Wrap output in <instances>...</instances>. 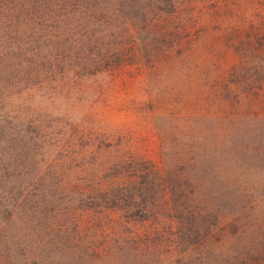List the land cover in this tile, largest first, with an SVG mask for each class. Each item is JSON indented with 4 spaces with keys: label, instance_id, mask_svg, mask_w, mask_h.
<instances>
[{
    "label": "rangeland",
    "instance_id": "rangeland-1",
    "mask_svg": "<svg viewBox=\"0 0 264 264\" xmlns=\"http://www.w3.org/2000/svg\"><path fill=\"white\" fill-rule=\"evenodd\" d=\"M154 1L87 0L52 22L56 38L16 21L0 31V264H264V61L237 63L225 46L196 71L159 60L164 47L139 29ZM202 1L207 25L260 46L264 0ZM47 53L64 60L48 65ZM62 128L157 168L143 234L130 240L120 210L84 200L81 176L7 167Z\"/></svg>",
    "mask_w": 264,
    "mask_h": 264
},
{
    "label": "trees",
    "instance_id": "trees-1",
    "mask_svg": "<svg viewBox=\"0 0 264 264\" xmlns=\"http://www.w3.org/2000/svg\"><path fill=\"white\" fill-rule=\"evenodd\" d=\"M14 1L0 0V31L8 30L10 23L16 21L17 30L27 31L26 28H30L34 32H39L42 29L45 30L44 37L54 38L60 32L57 30L54 34L48 35L53 26L52 22L60 20L62 23L72 7L82 13L85 4L89 3L87 0H53L54 3L49 5L48 0H17L18 4ZM205 3L206 1L202 0L201 3L197 0H155L146 6L145 12L149 17L140 20L142 24L139 29L146 33V37L149 38L150 35L154 37L155 49L161 50L164 47L160 53L162 58L159 60L170 59L176 68H183L186 72L196 71L203 52H212L219 46H225L223 49L233 53V60L237 63L245 64L244 61L248 58L264 61V38L259 47L253 48L250 38L240 32L235 25L221 29L219 19L207 25ZM92 6L95 5L89 7ZM214 6H218L217 1ZM54 12H58L60 17H54ZM79 20L80 17H77V22ZM124 22L127 25L124 27L126 28L124 34L133 37L130 23ZM252 34L251 39L262 35L258 32ZM63 36H67L65 44L68 47L77 42L72 39L74 35L70 31L68 33L65 31ZM148 44L146 41L145 47ZM253 44L255 45V41ZM57 54L45 55L48 65L64 60H59L61 56ZM97 57L103 58L102 55L95 54L90 62H94ZM37 135L33 137L36 152H31L29 157L23 156V159L9 161L6 165L11 171L24 173L26 170L29 174L49 172L65 177L81 176V185L85 184L88 188L87 192L82 191L80 194L84 200L93 204L95 208L106 206L101 208L120 210L125 220L121 230L130 240L144 233L140 229L137 231V215L145 222V216L149 212L148 202L143 200L142 196L147 188L155 187L157 168L154 165L137 162V158L124 147L111 143L102 145L90 133L83 135L79 131L62 128L58 134L53 135L57 137L55 142L52 138L47 145H44L47 142L44 140L48 136L47 132ZM50 135L52 137L51 133ZM76 139H83L84 142L77 144ZM31 158H34V165L30 163ZM7 167L4 166L3 169ZM139 178L143 180L141 183L138 182L137 187Z\"/></svg>",
    "mask_w": 264,
    "mask_h": 264
}]
</instances>
